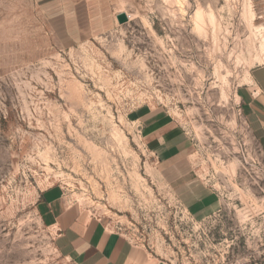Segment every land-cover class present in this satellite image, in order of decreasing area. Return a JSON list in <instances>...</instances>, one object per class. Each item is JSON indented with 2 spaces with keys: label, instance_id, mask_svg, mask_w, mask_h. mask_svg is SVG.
Segmentation results:
<instances>
[{
  "label": "rangeland",
  "instance_id": "rangeland-1",
  "mask_svg": "<svg viewBox=\"0 0 264 264\" xmlns=\"http://www.w3.org/2000/svg\"><path fill=\"white\" fill-rule=\"evenodd\" d=\"M115 1L109 30L0 71V264H74L36 212L53 186L166 264H264V154L236 96L264 63V0ZM155 109L213 213H188L143 144Z\"/></svg>",
  "mask_w": 264,
  "mask_h": 264
},
{
  "label": "crops",
  "instance_id": "crops-1",
  "mask_svg": "<svg viewBox=\"0 0 264 264\" xmlns=\"http://www.w3.org/2000/svg\"><path fill=\"white\" fill-rule=\"evenodd\" d=\"M115 0H0V71L42 60L56 47L81 43L112 28ZM240 112L264 154V63L236 90ZM143 144L180 204L193 216L214 212L219 198L192 161V143L163 109L139 118ZM36 212L53 233L56 250L74 264H166L111 228L105 217L68 201L53 186L39 195Z\"/></svg>",
  "mask_w": 264,
  "mask_h": 264
},
{
  "label": "water",
  "instance_id": "water-1",
  "mask_svg": "<svg viewBox=\"0 0 264 264\" xmlns=\"http://www.w3.org/2000/svg\"><path fill=\"white\" fill-rule=\"evenodd\" d=\"M117 21L119 24H123L127 21V18L124 14H120L117 16Z\"/></svg>",
  "mask_w": 264,
  "mask_h": 264
}]
</instances>
